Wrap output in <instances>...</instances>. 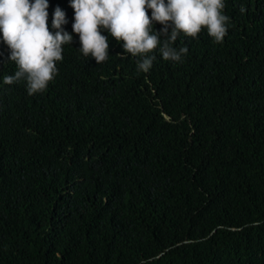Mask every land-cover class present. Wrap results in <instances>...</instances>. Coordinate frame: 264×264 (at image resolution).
Instances as JSON below:
<instances>
[{
	"label": "trees",
	"instance_id": "16d2710c",
	"mask_svg": "<svg viewBox=\"0 0 264 264\" xmlns=\"http://www.w3.org/2000/svg\"><path fill=\"white\" fill-rule=\"evenodd\" d=\"M71 3L48 0L73 41L42 93L4 84L0 33V264H264V0H224L222 43L181 34L148 73L103 28L85 57Z\"/></svg>",
	"mask_w": 264,
	"mask_h": 264
},
{
	"label": "clouds",
	"instance_id": "9594fccd",
	"mask_svg": "<svg viewBox=\"0 0 264 264\" xmlns=\"http://www.w3.org/2000/svg\"><path fill=\"white\" fill-rule=\"evenodd\" d=\"M71 6L73 31L79 35V51L85 57H93L99 65L108 58L109 43L100 32L103 28L123 41L126 53L138 57L137 71L144 73L152 68L158 45L165 61L182 62L189 49L173 47L181 34L196 38L206 28L215 43H222L230 21L222 14L224 0H72ZM48 7V0H0V33L17 69L14 75L3 77V82L11 85L24 80L29 95L46 90L57 74L56 62L63 60L62 45L73 41L62 28L68 21L59 7L52 23L58 31L54 35L49 31ZM147 8L152 10L151 19ZM153 21L164 27L152 33Z\"/></svg>",
	"mask_w": 264,
	"mask_h": 264
}]
</instances>
